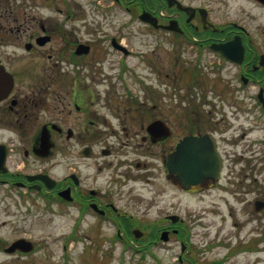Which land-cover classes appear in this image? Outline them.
<instances>
[{"label": "rangeland", "instance_id": "rangeland-1", "mask_svg": "<svg viewBox=\"0 0 264 264\" xmlns=\"http://www.w3.org/2000/svg\"><path fill=\"white\" fill-rule=\"evenodd\" d=\"M237 1L240 8L245 10L243 15L246 18L252 17L258 9L251 3L248 13L246 0ZM258 11L264 12V8L261 7ZM110 23L113 24V21L110 20ZM257 28L264 34V26ZM141 46L146 55L147 52H153L154 55L149 56V61L157 63L158 53L155 54L151 47H144L142 44ZM34 60L35 66L32 65V60H28L22 67L17 66L15 71L22 77L29 73L33 75L32 73L41 65L40 59ZM141 66L146 72L149 70L147 64ZM136 69H140V63H137ZM149 78L152 79V76ZM126 79L133 92L140 88L128 76ZM111 91L117 93L114 85ZM125 91V87L122 86L116 99L123 105L133 104L135 101L127 98ZM140 92L141 97L147 98V93ZM7 125L15 127L16 121L10 116ZM8 137L19 140L17 133ZM135 157L133 155V158ZM55 168L56 172L65 171L63 164ZM260 177L258 194L248 193L245 196L246 201L239 199L231 190L200 188L195 193H186L170 180L159 179L161 186L145 181L134 183L128 192L124 190L122 194L117 195V199L119 197L124 199L122 203L120 201L117 203L120 208L127 210L137 225L135 227L142 231L145 229L149 231L154 225L164 224L167 213L181 215L187 228L188 253L202 264H210L219 258L225 259L220 264H264V209L259 213L253 207L255 199L264 200V172ZM129 194L132 195V200H128ZM12 203L14 204V201ZM22 203L24 206L21 213L11 215L15 213L13 207L2 213L0 219H5L6 224L0 228V232L7 239L17 236L30 237L37 244V248L34 252L23 253L17 260L13 259L15 256L0 253V264H109L103 255L107 251L110 252L111 264H179L175 261L181 250L177 240L171 242L173 245H168L169 249L162 241L152 248H148L141 241L139 243L138 239L132 240L130 244L124 237L123 240L117 239L112 242L111 238L106 239L105 232H117L118 228L104 225L110 232L104 229L94 232L95 226H91L89 218L85 217L75 224L78 216L74 206L70 205L69 210L64 211L68 207L57 208L53 203L45 206L43 199L35 196L27 197V201ZM26 206L32 209L27 210ZM145 211H150L149 215Z\"/></svg>", "mask_w": 264, "mask_h": 264}, {"label": "flooded vegetation", "instance_id": "flooded-vegetation-1", "mask_svg": "<svg viewBox=\"0 0 264 264\" xmlns=\"http://www.w3.org/2000/svg\"><path fill=\"white\" fill-rule=\"evenodd\" d=\"M52 3L51 6V15L50 19L43 22L39 19L38 13L35 12L34 6L37 5V0H0V63H2L6 72L13 74L15 76V90L12 94H10L5 99H1L2 91L7 89L6 81L8 77L6 74L0 71V119L6 120V118L11 116L17 123V126L21 128L23 131H26L27 139L31 142V145L28 148L23 150V153L27 155L28 159L32 162H47L50 166V157H54L56 155V150L58 149L57 146L54 144L50 146V123H46L45 121L48 119H53L56 117L55 113H58L64 120L66 116L60 114L59 112L50 113V88L48 89L49 92L44 94L42 97H29L28 99L22 98V91L18 87V83L21 81L22 78L28 77L20 75L17 71H15L16 67H22L23 64H27L28 60L26 57H23L24 53V44L28 46L29 49L26 54L36 55L38 53H45L44 51H38L37 45L39 42V26H44V29L50 33V39L52 36L57 38L58 41L53 43L55 52L57 54H67L68 49L72 48L76 45L77 42H80L81 39L79 37H75L74 34L66 29V26H73L77 28L78 31H87V23H92L91 21L84 20L79 21L78 18L82 15V9L80 7V3L78 0H50ZM88 1V0H86ZM186 3L191 4L194 6V16H193V23L197 29L209 27L210 24V17L208 15L207 10L209 9L206 3H203L200 0H184ZM211 1V0H209ZM207 3L210 4V2ZM162 2L165 3L164 0ZM213 3V0L211 4ZM207 10H206V9ZM57 10L58 12H55ZM180 10V9H179ZM217 14L221 13L219 7L215 8ZM177 14L183 16V13ZM187 19V16H186ZM158 20L162 23L160 25H165L163 23L161 17H158ZM178 20V18H177ZM49 21V24L47 23ZM168 22L170 21L167 20ZM28 24L32 25V28L26 31V26ZM212 27V26H211ZM93 29L102 31V28L98 25ZM162 29V28H161ZM246 31V30H245ZM247 32V31H246ZM62 33L64 37V49H63V42L58 38V34ZM222 36L219 38L211 37L210 43L207 42L206 47H209L212 42H222V41H229L231 40L237 32L232 33L230 30H223ZM243 35V34H242ZM217 40V41H216ZM98 42V40H96ZM244 46L246 50L259 49L264 50V34L263 31L259 29H252L251 32L246 33V38H243ZM204 44V41L202 45ZM7 47L9 50H7ZM96 48L97 45H94ZM193 47V46H192ZM94 51V48H93ZM50 52V50H49ZM264 52V51H263ZM262 52V53H263ZM260 53V55L262 54ZM259 55V58H260ZM256 53L253 54L252 57H256ZM259 58L255 62H246L247 65L250 63V75L251 78L254 77V72H257L261 69L259 66ZM26 59V60H25ZM34 59V58H32ZM251 55L248 51L246 60H250ZM1 65V64H0ZM50 61L49 64L45 67L47 70L50 71ZM50 76V75H49ZM55 81V76L53 78V82ZM162 78L159 79L158 82L155 83L156 85H161L165 82ZM192 84L195 86L196 78H192ZM200 101L197 97L193 96L188 99L187 102V109H188V116L186 120L190 119L192 121L191 125L193 127H201L202 126V117L206 116L205 107L199 104ZM205 101V100H203ZM209 102V101H207ZM134 103L138 104L139 101H135ZM34 105L35 108L32 106ZM47 105L49 110L39 111L42 107ZM107 106L110 110L113 111L112 115L116 118H120L123 121H126L129 117L133 118L132 122L129 124V128L124 129V134L126 136L131 135L132 138L138 136V132H136L137 126L142 124V121L145 120L149 114L148 112H140L134 113L132 115H128L127 109L122 108L118 105H113L112 103H108ZM70 114L71 112L68 111ZM86 116L89 119H95L97 121L100 120V114L97 109L92 107H88L86 109V114L84 118L78 117V121H75L73 125H75V131L79 138H83L85 141L89 139L88 144L95 145V139L97 134H100V128L98 127H90L85 121ZM166 119V118H165ZM105 120H107L105 118ZM37 121H43L42 124H38ZM47 124L49 126V131L47 129H43L42 125ZM52 128L59 131V128L52 124ZM53 133V137H54ZM46 139V140H45ZM86 145V144H85ZM51 147V149H50ZM104 148H102L103 150ZM106 151L104 149L101 151L102 153ZM111 151V150H110ZM115 152L114 148L112 149ZM63 153L67 157H73V150L70 147L64 148ZM5 154V152H4ZM94 154V153H93ZM11 162V161H10ZM137 166L139 164L137 163ZM50 170V169H49ZM84 171V169H82ZM127 176H129V172L127 170L124 171ZM122 174V173H121ZM25 176L23 174H19L16 179L12 183L16 184L24 179ZM63 181H65V185L60 186L62 188H70L74 192H81L83 195H87L95 200H109L111 197V193L103 192L102 187L98 186L95 181H87L85 183H80L79 181L75 180L71 174H67L63 177ZM6 182V173L0 174V185L5 184ZM126 189H129L128 186H125ZM95 189V196L92 195V191ZM168 228L172 227L171 225L167 226Z\"/></svg>", "mask_w": 264, "mask_h": 264}, {"label": "water", "instance_id": "water-1", "mask_svg": "<svg viewBox=\"0 0 264 264\" xmlns=\"http://www.w3.org/2000/svg\"><path fill=\"white\" fill-rule=\"evenodd\" d=\"M185 143H190V142H185ZM199 144H201V142H199ZM181 152L185 153V150H182ZM205 167L190 168V163L187 160V165L184 166L182 171H181V175L183 177L181 179L182 182H188V183L189 182H196L197 179H201L202 176L207 175V173H210L213 170H217V168H214L211 165L205 166ZM22 243H24V242H22Z\"/></svg>", "mask_w": 264, "mask_h": 264}]
</instances>
